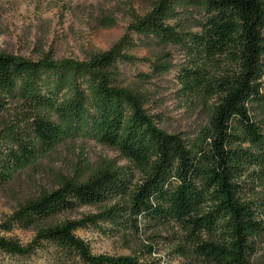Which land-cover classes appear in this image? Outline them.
I'll return each instance as SVG.
<instances>
[{"label": "trees", "instance_id": "1", "mask_svg": "<svg viewBox=\"0 0 264 264\" xmlns=\"http://www.w3.org/2000/svg\"><path fill=\"white\" fill-rule=\"evenodd\" d=\"M191 12L201 18L197 31L182 22ZM169 46L191 62L225 67L216 78L196 66L178 71L189 101L208 99V119L192 139L166 133L160 117L149 114V75L123 80L121 67L138 61V48ZM139 61L152 73L171 68L160 58ZM263 80L264 0H152L108 51L82 62L0 54V114L14 109L18 123L0 142V187L65 140L94 141L125 162L87 165L58 189L18 205L0 224V253L44 264H161L151 250L146 260L94 255L75 234L124 235L143 221L155 232H173L175 252L188 264H250L251 236L263 230L264 214V121L250 111L264 106ZM85 206L100 210L60 220ZM14 228L36 232L23 246L6 236Z\"/></svg>", "mask_w": 264, "mask_h": 264}, {"label": "rangeland", "instance_id": "2", "mask_svg": "<svg viewBox=\"0 0 264 264\" xmlns=\"http://www.w3.org/2000/svg\"><path fill=\"white\" fill-rule=\"evenodd\" d=\"M152 0H0V54L19 59L38 61L48 55L54 60L71 59L85 61L92 54L108 51L127 31L133 16H142L151 6ZM200 16L189 13L182 21L184 25L198 30ZM108 21L112 27H104ZM133 38L135 36L133 35ZM138 59L131 66H122L123 80L133 83L140 74L149 75L145 89L149 94L147 111L159 116L160 128L166 133L181 134L185 139L194 138L207 121V98L196 97L189 101L183 95L178 71L193 66L202 70L209 78L219 77L224 68L218 62L193 59L175 47H145L135 51ZM171 66L163 74L152 73L149 64L142 59ZM159 63V62H158ZM262 94L264 96V80ZM14 110V109H13ZM0 114V142L8 141L12 130L18 125L14 112ZM250 116L255 121H264V106H254ZM264 126V124H263ZM102 160L125 162L114 150L100 146L94 141L74 139L62 141L53 149L44 152L30 165L15 174L13 179L0 187V224L27 200L41 193H50L59 188L62 178L80 175L87 165L95 166ZM98 206H85L68 213L60 220H78L95 215ZM258 221L263 230L252 234L253 252L250 264H264V214ZM107 228V225H102ZM109 228V227H108ZM137 231L123 234L85 229L76 236L89 245L94 255L111 257L129 256L146 260V251H152V259L161 264H188L175 252L173 232L157 231L148 224L139 222ZM36 230H14L7 237L27 245ZM0 264H44L41 258L12 259L0 253Z\"/></svg>", "mask_w": 264, "mask_h": 264}]
</instances>
